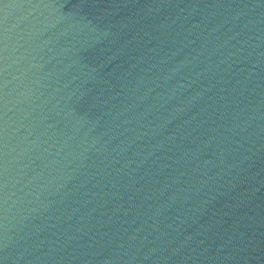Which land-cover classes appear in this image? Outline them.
I'll list each match as a JSON object with an SVG mask.
<instances>
[{
	"label": "water",
	"instance_id": "1",
	"mask_svg": "<svg viewBox=\"0 0 264 264\" xmlns=\"http://www.w3.org/2000/svg\"><path fill=\"white\" fill-rule=\"evenodd\" d=\"M0 264H264V0H0Z\"/></svg>",
	"mask_w": 264,
	"mask_h": 264
}]
</instances>
